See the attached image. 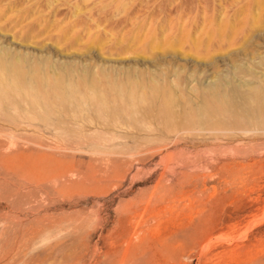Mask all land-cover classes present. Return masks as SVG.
Returning a JSON list of instances; mask_svg holds the SVG:
<instances>
[{"label":"rangeland","instance_id":"1","mask_svg":"<svg viewBox=\"0 0 264 264\" xmlns=\"http://www.w3.org/2000/svg\"><path fill=\"white\" fill-rule=\"evenodd\" d=\"M0 264H264V0H0Z\"/></svg>","mask_w":264,"mask_h":264},{"label":"bare ground","instance_id":"2","mask_svg":"<svg viewBox=\"0 0 264 264\" xmlns=\"http://www.w3.org/2000/svg\"><path fill=\"white\" fill-rule=\"evenodd\" d=\"M228 27H230V26H228ZM230 29V28H229ZM208 32V31H207ZM201 41V40H200ZM209 42V39L207 38V40H203L202 42H196L199 46H201V45H205V43L207 44ZM220 84V83H219ZM220 94V93H219ZM165 98H166V96H165Z\"/></svg>","mask_w":264,"mask_h":264}]
</instances>
